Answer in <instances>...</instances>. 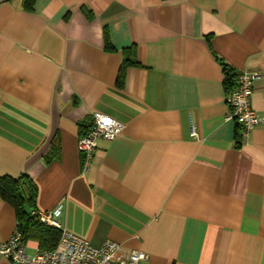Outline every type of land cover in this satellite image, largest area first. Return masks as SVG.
Segmentation results:
<instances>
[{
  "label": "crops",
  "instance_id": "obj_1",
  "mask_svg": "<svg viewBox=\"0 0 264 264\" xmlns=\"http://www.w3.org/2000/svg\"><path fill=\"white\" fill-rule=\"evenodd\" d=\"M223 63L261 74L263 122L239 145ZM94 113L123 127L85 171L77 139ZM21 174L37 186L26 208L60 204L62 227L93 246L264 264V0H0V177ZM16 226L0 196V242Z\"/></svg>",
  "mask_w": 264,
  "mask_h": 264
},
{
  "label": "built area",
  "instance_id": "obj_2",
  "mask_svg": "<svg viewBox=\"0 0 264 264\" xmlns=\"http://www.w3.org/2000/svg\"><path fill=\"white\" fill-rule=\"evenodd\" d=\"M261 77L259 72H240L226 96L229 112L226 118L239 127L240 136L247 137L250 131L263 122L252 106L253 84ZM122 123L109 115L94 113L90 128L77 139V148L83 156L84 170L90 166L98 140H110L122 130ZM194 133V132H192ZM61 213L59 204L53 210H33L38 220L60 230L56 247L38 250L30 255L25 252L23 235L16 226L11 237L0 242V254L16 264H148V255L136 249L124 250L113 240H105L100 246L91 245L84 238L62 227L56 219Z\"/></svg>",
  "mask_w": 264,
  "mask_h": 264
},
{
  "label": "trees",
  "instance_id": "obj_3",
  "mask_svg": "<svg viewBox=\"0 0 264 264\" xmlns=\"http://www.w3.org/2000/svg\"><path fill=\"white\" fill-rule=\"evenodd\" d=\"M34 1L22 0L24 8L26 10H32ZM222 65L225 73V85L233 86L235 83L234 72L225 63ZM237 130L236 137L238 138L237 144L239 145L241 139L239 137L241 136L238 125ZM36 194L37 186L26 174H21L17 178L10 176L0 177V196L13 206L16 213L17 226L23 235V240L33 237L39 242V248L41 250H52L58 243L60 230L40 222L32 214V211L26 208V204L33 208Z\"/></svg>",
  "mask_w": 264,
  "mask_h": 264
}]
</instances>
